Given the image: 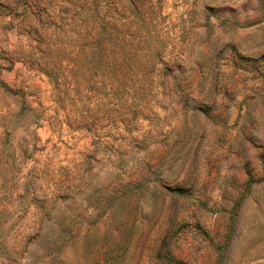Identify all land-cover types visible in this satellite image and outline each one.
<instances>
[{
  "label": "rangeland",
  "instance_id": "374dc122",
  "mask_svg": "<svg viewBox=\"0 0 264 264\" xmlns=\"http://www.w3.org/2000/svg\"><path fill=\"white\" fill-rule=\"evenodd\" d=\"M0 264H264V0H0Z\"/></svg>",
  "mask_w": 264,
  "mask_h": 264
}]
</instances>
